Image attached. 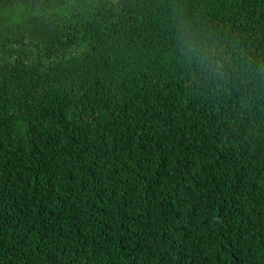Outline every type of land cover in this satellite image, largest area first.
Instances as JSON below:
<instances>
[{
    "label": "trees",
    "instance_id": "1",
    "mask_svg": "<svg viewBox=\"0 0 264 264\" xmlns=\"http://www.w3.org/2000/svg\"><path fill=\"white\" fill-rule=\"evenodd\" d=\"M0 264H264V0H0Z\"/></svg>",
    "mask_w": 264,
    "mask_h": 264
}]
</instances>
